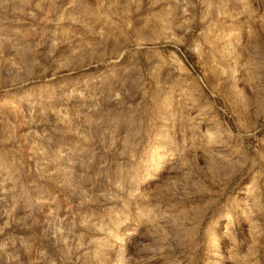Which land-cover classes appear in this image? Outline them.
<instances>
[{
	"label": "rangeland",
	"instance_id": "1",
	"mask_svg": "<svg viewBox=\"0 0 264 264\" xmlns=\"http://www.w3.org/2000/svg\"><path fill=\"white\" fill-rule=\"evenodd\" d=\"M0 264H264V0H0Z\"/></svg>",
	"mask_w": 264,
	"mask_h": 264
},
{
	"label": "bare ground",
	"instance_id": "2",
	"mask_svg": "<svg viewBox=\"0 0 264 264\" xmlns=\"http://www.w3.org/2000/svg\"><path fill=\"white\" fill-rule=\"evenodd\" d=\"M204 130V129H203ZM205 131H207L206 129H205ZM208 132V131H207ZM206 133V132H205ZM129 233V232H128ZM132 234V233H131ZM126 235V234H125ZM119 250V249H118Z\"/></svg>",
	"mask_w": 264,
	"mask_h": 264
}]
</instances>
